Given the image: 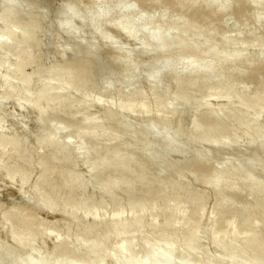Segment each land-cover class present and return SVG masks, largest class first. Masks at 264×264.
Segmentation results:
<instances>
[{
  "label": "bare ground",
  "instance_id": "bare-ground-1",
  "mask_svg": "<svg viewBox=\"0 0 264 264\" xmlns=\"http://www.w3.org/2000/svg\"><path fill=\"white\" fill-rule=\"evenodd\" d=\"M95 2L96 0H94V3ZM129 2H131V0H129ZM117 3V6H120V8L128 4L131 9L123 11L124 13L120 17V23L111 27L109 29L110 31L103 35V39L110 41L113 61L122 63L125 70H127L126 68L135 64L139 57L146 54L157 53L158 57L157 55L156 57L158 58L157 61L159 64L156 67L155 73L160 75L166 69L169 70V72H172L174 75L172 79L177 89L178 98L184 102L197 100L192 108L193 119L191 121V129L189 128L190 124L188 126L189 134L185 139L182 138V141L178 140L179 134L182 131V126L178 124L171 129L172 123L169 122V117L175 114L176 110L171 107L168 98L166 99L167 101L165 99L158 100L159 97L161 98L160 95L163 94H160L158 91H154L156 94H153L155 97V99L152 98L155 103V109L153 110H151L150 106L149 109L148 105L147 110L145 106V103L148 104L146 101L148 100V98H146L148 94L147 96L144 94L145 97L142 92L138 94L139 92H135L134 89L128 92L122 91L119 95L120 98L116 100L117 104L113 107L111 103H115V100L112 98L114 96L111 93L112 96L109 98L114 101H109L108 99L110 105L108 107L104 106L105 109L104 111L102 110L103 117L100 119V116L95 118L90 116V112H88L89 108L92 106H90V103L93 104L94 102H89L87 100L89 99L88 97L93 94L86 95V90V92L83 91L82 94H85L87 99L85 98L82 101L80 100L81 98H75V100L78 99L76 102L75 100L70 101L63 94H58V99L55 97L57 100L54 101L51 99L52 94L56 90H63L64 86L66 87L68 85L67 88H73V91L80 90V93L85 89L84 87L87 88L88 84L92 82V77L96 76L92 75L95 74L93 73V67L96 64L93 59H85L83 57L82 59H76L69 63V66L63 65L62 63V65L53 67L48 73H45L47 75H45L46 79L45 77L44 79L47 80V82L42 85V87L40 86L41 88H39V91L37 90L38 92L36 91V94L34 93L35 95H33L31 99H24L27 105L34 109L41 122H43L42 126L48 122L52 123V126H49L50 128L48 130L43 128L41 133L37 136V148L40 149L41 152L37 153L40 154V157H37L38 155L34 157L39 159V165L42 169L40 168L38 179L36 178L38 180L37 184L32 186L33 190L36 192V196H33V200L35 201V210L40 212L42 210L49 214L53 213L52 215L54 216V213H56L57 208L59 209L61 204L64 208L69 207L70 216L73 220H71V223H68V225H70L67 226L69 228L65 232L66 236L68 237L67 234H69V236L71 234L72 236V234L77 231L75 234H78L79 237L81 236V239H78L77 243H74V247L69 245V241L68 243L57 240L59 242L56 241L57 243L54 245L55 262L46 260L39 252V255L33 252L35 254H31L32 257H29V261L25 262L24 258V262H22L23 257L21 258V255L18 256L16 254L29 246L34 247L33 243L31 245L28 242V239L25 240L21 238L23 237L22 234L25 230L28 231V229H30L29 231L31 232L33 226L36 227L35 225L39 217L36 218V216L31 213L29 215H23L21 213L19 218L21 220L18 221L19 229L16 228L17 231H14L9 226L12 225L11 223L14 221V214L7 212L5 214L3 213L4 216L2 215L3 219L1 220H4L9 226L6 225L8 227L6 229H8L7 231H9L10 237L12 241H14L16 247L14 251L11 249L6 255L15 257V261L12 264H78L79 261L77 262L75 259L78 255L73 256L72 252L76 249L78 250V247H83L86 257L91 258V260L89 262L82 261L83 263L79 264H201L198 257H196V259L198 258L199 262L196 261V259H194L196 262H193V256L195 254L192 256L189 255L195 248L198 250V245H195L194 248L193 245L195 243L197 244V241L208 233L210 241L213 242V246L215 245V250L221 254L223 261L228 259L226 262H230L231 264H240L243 262H248V264H264V258L262 260L264 246H262L263 244L261 245V242H256L257 240H255V238L253 239V236L250 235L253 230L255 231L257 222L261 224V226L262 223H264V178L262 176L263 179H261L256 174V169L259 166L264 170V159H260L259 157L260 154L264 153V0H133L132 3H126L125 0H117ZM137 6L141 11H139V14L136 16L135 10ZM68 9L69 18L65 22V28L68 31H73L74 20L81 19V15L76 5H70ZM115 9L116 8L108 9L106 14L96 13L95 17L90 22L94 30H99L105 23V19L110 16ZM16 14L17 12H12L9 17ZM130 19H134V22L130 23ZM24 20L26 19H23V21ZM228 21H230V23L232 22L231 27L228 26L230 24ZM1 22L3 21L1 20ZM18 24L19 23H17V29L21 28ZM21 24L24 26L22 20ZM38 29L37 22L35 21L30 25V32L23 36H18L17 32L11 28L0 39V47L4 40H8L10 43H13V47L16 50L22 43L32 40L38 32ZM111 32H114L116 36L111 37ZM122 37L126 39L142 38L143 42L138 45L136 51L128 50L125 44L119 41ZM254 50L256 51L255 54H253L255 52ZM17 51H20V49ZM252 51L254 52L252 53ZM25 54L26 53H24V55ZM134 54H136V57H133ZM30 57L32 58V56ZM30 57L25 55L24 59L21 58L20 61L16 62L14 66L18 72L23 70L27 65L32 64ZM39 60H42V58ZM41 65L43 64L41 63ZM41 65L39 63L35 64L36 67H34L36 69L34 73L31 72L32 76H40L43 79L41 76V74H43ZM31 73H29L28 76L23 77L22 74L19 76L23 78L20 80L24 85L22 91L24 93H29L32 89L31 81L33 82L34 80L30 78ZM19 77H17V79ZM25 77H29L30 79ZM4 78H2L3 83L8 85V87L7 91L4 90L5 93L3 95L9 98L8 95L10 92L11 94L14 92L10 90L15 86L11 84V79L6 78V80ZM36 79H38V77ZM44 79L42 81H45ZM56 81L58 85L54 86L53 82ZM90 84V86H92V83ZM92 87L88 89L90 93ZM97 92L99 93V91ZM151 92L149 91V93ZM107 95L108 94H106V96ZM150 95L152 96V94ZM219 95L221 99V95H223L224 98L227 97L226 100L229 99L228 102H232L235 99L237 105L234 104V101L232 105L234 104L236 107H232L230 103L227 102L230 105L229 107H226L228 105L224 104V107L222 105V107L218 106L219 108H217L216 106V108H214L208 106L207 104L209 103L205 102L206 99H211L210 97H217L220 99ZM97 96L99 97L101 95H96L94 99H97ZM116 96L118 95L116 94ZM101 99L104 98L102 97ZM101 99H97L99 100L98 103L102 101ZM59 114H61V116H59V121L55 120L54 117L56 118ZM135 114L143 116L154 115L152 116L155 117L153 118V122L149 124L150 130L156 128V117H160L161 120L163 119V122L168 127L167 129L169 130L162 132L161 137L162 153H164V155L161 156V160L163 161H157L154 159L155 156L150 158L155 152L152 151L153 153L149 155V144H140L141 147L137 145L140 147V149L137 147L139 151L142 149L149 155V158H145V160L140 155L143 161H141L142 159L140 157L139 160L133 159L135 155H132L131 152L136 148L132 147L134 144L130 145L132 150L128 146L127 148L125 146L123 147L129 140L125 139L126 142L123 141L124 144L121 141L123 145L120 144V142L118 143V141L117 143L119 145L116 144V140H123L118 139L121 138L119 136L122 133L127 134V136L130 134L128 137H139L137 136L138 128L136 129L134 126L140 123L137 124V122H135L136 125H134L135 123L133 122L131 125L130 121H127L128 118L126 119L127 116ZM78 115H81V118H79ZM67 119L69 120L67 121ZM181 119L179 121H181ZM54 121L56 124L53 125ZM104 121H108L110 125L108 123V125L105 126L103 123ZM67 123H69L72 128ZM183 127H185V125ZM61 128H67V130L73 129L70 131L72 132V136L81 143L79 145H73L75 143L71 144L68 143L69 141H61V136L59 135ZM238 128H241V132L243 133L239 132L240 130H238ZM158 131L160 130L158 129ZM70 132L68 133L69 135H71ZM240 133L248 137L252 143L256 144L251 148L253 156L249 162L241 163L239 160H222V157H220L221 160L217 158L220 161L207 159L209 158L208 156H212V154L208 155L204 153V150L207 151V149L202 150L204 146L207 145L210 147L209 153L217 152L221 147L235 144L237 143L236 141H241L239 140L242 137ZM2 135L0 134V137ZM67 137L68 138L65 140L71 139L70 136ZM0 139V141H2L0 144V153L7 150L8 147V149L15 150L16 152L22 145L26 146L22 143L23 141L21 142L18 138L10 139V141H7L8 143L5 141L4 135ZM75 139L73 140L76 141ZM139 139L141 140L140 137ZM139 139L136 140L138 141ZM244 139L247 140V138ZM247 143H249V140ZM193 144L199 146V151L196 154L193 152L195 154L193 155L194 158L190 157L194 159V162L191 163V159L189 160L190 163L184 162L187 158L182 162V159L180 162L178 160L176 161L174 156L178 154L184 157L186 149L193 146ZM30 146L32 147V145ZM196 146L194 147L195 149ZM31 149L32 148H30V150H25L26 153L24 152L23 156L19 157V160L16 158L14 165H16L18 161L20 162V165H16L19 172L16 173V169L12 168L15 171L12 182L15 181V177L17 176L20 178L23 185L26 183L27 171L23 168V165L26 166L31 163V151H34V149ZM21 151H17L18 154L21 153ZM37 152H39V150H37ZM33 153L35 154L36 150ZM156 153L158 154V152ZM156 153L155 155L157 156ZM186 154L185 157L188 155ZM144 155L143 153L142 156L145 157ZM189 155L192 156V152L190 153L189 151ZM225 155L223 156L225 157ZM158 157L160 158V155L157 156V159H159ZM212 157L214 158V156ZM232 157L236 158L235 156ZM78 160H81L83 165L87 168L89 177L86 176L87 178H85V175L82 176L78 174L75 167L77 165L76 163L79 165V162H81H76ZM155 160L157 163H161V166L159 165V167H162L160 171H157L159 170L157 166L155 167L158 169L152 167L153 161ZM36 161L38 162V160ZM36 161L34 163H36ZM2 164L3 162L0 160V167H2ZM16 166L14 167L16 168ZM9 167L7 166L8 169ZM154 168L156 169L155 171ZM186 172L189 173V176L186 178H193L194 176L195 179H198V182L194 181V183L202 184V182H204L206 187L210 184V189L212 188L211 185L213 186L212 193L214 192L215 194V196L214 194L213 196L216 202L213 215L210 211V216L212 215L213 217L211 216L210 219L208 218L209 227L207 233L205 230H201L200 223L202 222L201 219L208 193L206 191L203 192V190H201L202 192H198L193 189L192 187L196 185L192 186L190 184L192 187L188 186L189 184L185 185L186 180L184 176L187 175ZM31 173L33 174V172ZM183 179L185 181L184 184ZM199 180H202V182L200 183ZM191 181H193V179ZM19 186L21 185L19 184ZM210 194L208 196H211ZM93 200L96 201V206L95 208L93 207V210L88 211L86 209L87 205ZM108 204L115 207L117 211L121 210L122 214L119 213L120 211H116L117 214H119L114 217L113 225L109 228V231L106 229L107 234L104 233L106 237L104 239L102 237V241H100L101 239L97 241L93 237L92 241H90V238V240L86 241L89 243L87 246L83 245L87 235L90 236L91 233L101 231L106 226L107 222L104 217L105 215L103 216V210L101 209L104 208L105 210V206ZM164 204H166V207H164L162 213L167 211V214L165 213L167 216H164V220L161 221L156 215H160V213L155 214V212L160 208L162 210ZM182 205L187 206V213L184 218L181 219V222L176 223L175 220H179L177 216L181 213ZM112 206L110 208H112ZM212 206L213 205H211V207ZM59 211L57 210L58 213ZM124 211H128L131 215L136 214L138 219L135 221L125 220L123 218ZM65 212H67L66 209ZM79 212L84 213L85 218L90 216L92 221L86 222L83 217L78 216ZM149 212L152 216L151 220L149 219L148 226L150 232L147 233L149 235L143 243L142 239V244L140 243L139 246L141 247L140 249H142V253L143 251L145 252V255L137 259L134 254V250L138 246V244H136L137 240L130 238L132 236L129 237L128 232H130L129 230H131V228H133V232L136 233L144 228L146 223L144 219H146L145 216L147 214L149 215ZM227 214L231 216L233 214L232 220L228 226V238L225 241L217 242L210 236V233L211 231L220 230L226 225L222 224V220L225 219H223V216ZM52 215L49 216L51 217ZM254 215L256 217L258 215L260 220L257 221V218L255 221V219H253ZM221 218L222 220H220ZM68 221H70V219ZM227 221L228 220H226V222ZM261 221L262 223H259ZM226 222L224 221V223ZM14 224L15 223H13V225ZM188 224L192 225L193 230H191L187 238L185 237V241H183V238V242H181L182 245L179 246L180 242L175 240L176 238H180V236H178V231L184 227H188ZM163 225L164 227H161ZM238 225L243 227L245 225L244 228L247 227V230L251 232L246 234L243 233V235L238 237L234 236ZM161 228L165 229L164 235H162L163 230H161L162 233L159 232V235H162L164 238V243H157V241L155 242V240H153V236L155 235L156 237V233H158ZM142 231H144V229H142ZM32 234L37 235L36 231L35 233L32 231ZM29 235H31V233ZM36 235H34V237ZM117 235H124L125 237L127 235L128 237L125 239L123 236L124 241L121 242L120 245H116L117 247L115 246V248L112 247L113 249H103L104 251H101V247H106L104 245L106 241H108L110 237L114 238ZM29 237L32 238L33 235ZM263 237L261 238L264 239ZM257 238L258 240L261 239L259 237ZM133 240H136V242ZM29 241L31 242V239ZM172 241H174V243ZM8 242L10 243V241ZM200 245H202V243ZM36 248H38V246H36ZM199 249L201 248L199 247ZM138 251L140 252L139 249ZM54 252L52 253L51 249L50 253L54 254ZM247 254H253V256H250V258H252H249L250 261L246 260L248 259L246 257L249 256H247ZM31 255L28 254L27 256ZM67 255L73 256V261L71 259L72 257L70 258L71 261L69 257L67 259ZM50 256L54 255H49V257ZM83 256L81 255L80 257L82 258ZM74 259L77 263L74 262ZM209 262L211 261H209L208 257V263ZM202 263L206 264V261Z\"/></svg>",
  "mask_w": 264,
  "mask_h": 264
},
{
  "label": "rangeland",
  "instance_id": "rangeland-1",
  "mask_svg": "<svg viewBox=\"0 0 264 264\" xmlns=\"http://www.w3.org/2000/svg\"><path fill=\"white\" fill-rule=\"evenodd\" d=\"M11 1H12V3H11ZM132 1L133 0H131V2H129V0H125L126 3H132ZM70 5H76V7L79 10L80 15H81V19H75L77 21L74 20V28H73L74 30L73 31H68L65 28V22L69 18L68 6H70ZM117 5H118L117 0H96L95 3H94V0H92V1L91 0H0V39L11 28H13L17 32L18 36H21V35L23 36V35L28 34L30 32V25L34 21L37 22V25H38V28H39L38 32L36 33L35 37L32 40L22 43L21 45H19L20 47H18L16 50L13 47V43L12 42L10 43V41H8V40H4L3 43L1 44V47H0V64H1V66H0V125H1L0 126V130H1L0 132L1 133L0 134L4 135V138H5L6 142L10 141V139L18 138V139H20L21 142L23 141L22 143H24L26 145V146L22 145L19 149L16 150V152H15V150L8 149L9 148L8 147L7 150H5V151L0 153V157H1L0 160L3 162L2 167H0V264H2V263L3 264H12L15 261V259H14L15 257H11L12 255L11 256H9V255L7 256L6 255L7 252H9L11 249L14 251L15 247H16L14 241H12V239L10 237L9 231H7L8 229H6V228H8L10 226L11 229H13L14 231H17L16 228H18V226H19L18 221L21 220V219H19L20 216H21V213L23 215L24 214H28L29 215L31 213V214L35 215L36 218L39 217L37 219V222H36V225H35L36 227L33 226V230L31 229L33 231V233H35V231H36L37 235L36 234H32V231L31 232L29 231L30 229H28L29 232L27 230H25L28 233L24 231V233L22 234L23 237H21V238L25 239V240L28 239V242L31 245L33 243V246H34V247H30L29 246V247H27L24 250L22 249L21 251L18 250V251H20V252L17 251L18 254L15 253L18 256L21 255L20 256L21 258L23 257L22 258L23 259L22 262H24V258H25V262L29 261V259L32 257V255L35 254V253H38V252L40 253L41 256L46 258V260L55 262L54 259H55L56 256H55V252H54L55 251L54 250V245H55V243L59 242L57 240H61L63 242H68L69 241L70 242V243L68 242L69 245L74 247V243L75 242L77 243L78 239H81L80 238L81 236L79 237L78 234H75V232H77V231H75V232L73 231L74 234H72V236L70 234L71 237L69 236V234H67L68 237L66 236L65 232L69 228L67 226L70 225V224L68 225V223L69 222L71 223V220H73V218L70 216L69 207H65L64 208V207H62V204H61L59 206V209L57 208L58 211L60 210L59 213L56 210L57 214L54 213L55 214V216H54V215H52L53 213L49 214V213L44 212L42 210H41V212L38 211V210H35L36 206H35V201L33 200L34 199L33 196L34 197L36 196L35 195L36 192L33 190L32 186L37 184L38 174L40 173L39 170L42 169L40 167V165H39V159L34 157V156H37V155H38L37 157H40L39 156L40 154H37V153L41 152L40 149L37 148L38 147V145H37L38 137L37 136L39 135V133H41V130L43 128L48 130L52 126V123L48 122L47 124L45 123L44 126H42L43 122H41V120L38 118V115L35 113L34 109L29 107V105H27V103L24 101V99H31L33 97V95L36 94V91L37 90L39 91V88H41L42 85H44L47 82V80H45L46 79L45 75H47V74H45V73L46 72L48 73V71H50L53 67H55L57 65H62V63H63V65H68L69 63L73 62L74 60L82 59L83 57L85 59L86 58L87 59H93V61H95V64H96L93 67L94 68L93 69V73H95V74H92L93 76L94 75H96V76L92 77V80H91L92 82H90V83H92L93 87L90 86L91 84L89 83L87 88L84 87L85 89L83 88L84 90H82L81 93H80V90H77V91H79V92H77V91H73L72 90L73 88H67L68 85L66 87L64 86L63 90H61V91L60 90H58V91L56 90L52 94L51 99H53L54 101L58 99L60 94L65 95V97L67 99H69L70 101L75 100V98H78V99L81 98L80 100L82 101L83 99L86 98L85 96L87 94L88 95L93 94V95L90 96L93 99L90 98V97H88L89 99L86 98L89 102H91V101L94 102L93 104L90 103V106L91 105L92 106H91V108H89L88 112H90L89 114L92 117H95V118L97 117L98 118L100 116L99 117V119H100V118L103 117L102 110L104 111L105 107H108L110 105L109 101L113 100V99L109 98L110 96H112V94L114 96L112 98H114L115 103H113V102H112L113 104L111 102L110 103H111V105H113V107H115V105L117 104L116 100H118L120 98L119 95H120V93L122 91L128 92L129 90L134 89L135 92H139L138 94H141V92H142L143 95L145 94L146 96L148 94V97H146L144 95L146 98H148V100H146L148 102V104L145 103L146 104L145 106H146V109H147V105H148V108L150 106L151 110H153V109H155V105H154L155 103L153 101V99H155V97L153 96V94L154 95L156 94L154 91H158L160 94H162V93L163 94L160 95L161 98L159 97V99L158 98L157 99L158 100H162V99L166 100L168 98L171 107H173L176 110L175 114H173L172 116L169 117V122L172 123L171 129H173L174 126H176L178 124H180L182 127L185 125V127H183V128L181 127L182 131L179 134L178 140L182 141V138L185 139V137L189 134L188 133L189 132V128L191 127V123H192L191 121L193 119V117H192L193 116L192 108L194 107L193 105H194V103L197 102V100H192V102H184V101H181L178 98L177 89H176L175 83L173 82V79H172V77L174 75H173L172 72H169V70L166 69L160 75H157L155 73L156 67L159 64L158 61H157V59H158L157 58L158 57L157 53L146 54V55H143V56L139 57L135 64H133L131 67L126 68L127 70H125V67H124V65H122V63L113 61V59H112V49L110 48V41L107 40V39L106 40L103 39L104 38L103 35H104V33L109 32L110 31L109 29L111 27L115 26L117 23H120V17L124 13L123 11L131 9V7L128 4H126L123 8H120V6H117ZM112 8H116V9L110 14V16H108L105 19V23L99 28V30H97V31L94 30V28L91 26L90 22L95 17L96 13L106 14V11L108 9H112ZM135 11H136L135 15L137 16L139 14V11H141V9H139L138 6H137ZM12 12H15V13L17 12V14L16 15H12V16L9 17V15ZM36 12H38V13H36ZM23 19H26V20L23 21ZM1 20L3 22H1ZM21 20H22V23H23L24 26H22ZM230 21H232V20H230ZM230 21H228V22L230 23ZM129 22L133 23L134 19H130ZM232 22L230 24L228 23L229 27L232 26ZM17 23L20 24V25L18 24V26H20L21 28H19V29L16 28L17 27ZM14 25H16V26H14ZM9 26H10V28H9ZM111 33H112V34H110L111 37H115L116 36L114 32H111ZM119 41L121 43H124L128 50L136 51V49L138 48V45L143 42V39L142 38H140V39L139 38H137V39H126V38L122 37ZM21 48L24 49V50H22ZM19 49H20V51L21 50L22 51L21 52L17 51ZM30 50H32V51H30ZM254 51H252V53ZM24 53H26L25 54L26 56H29V57L32 56V58L30 57L32 64L27 65L23 70L18 72V70L16 69V67L14 65L16 64V62L20 61L21 58L24 59V56H25ZM59 53H61V54H59ZM255 53H256V51L253 54H255ZM156 55H157V57H156ZM127 56H128V54H127ZM133 57H136V54H134ZM40 58H42V60H39ZM122 59H124V58H122ZM5 63H7V64H5ZM37 63H39L40 65H41V63L43 64V65H41L42 73H43V74H41V76L43 77V79L45 77V79H44L45 81H42L43 79L40 76H37L38 79H36L37 78L36 76H34V75H33L34 77L32 76L31 72L34 73V71L36 69L35 67L37 66V65L35 66V64H37ZM32 67H34V68H32ZM29 73H31L30 74L31 77L30 76L29 77L32 80H34L33 82L31 81L33 86L31 85L32 89H31V91L29 93H24V92H22L23 88H24L23 87L24 85H23V83H21L22 81L20 80V79H23V78H21L22 76L21 77H19V76L21 74L23 75V77L24 76H28ZM166 73H168V74H166ZM16 76L19 77V78L17 79ZM29 77H25V78H29ZM2 78L11 79V81H12L11 84L13 86H15V87H13L10 90V91H12V92L14 91V92H13V94H11V92H10L11 95L10 94L8 95L9 98H7V97H5L3 95L5 93V91H7L8 85H5L3 83ZM94 80H95L96 83L94 82ZM53 85L57 86L58 82L57 81L53 82ZM91 87H92V90H91V93H90V90H88V89H91ZM93 88H96V89H93ZM14 89H16V90H14ZM85 90L87 91V93H85L86 95L82 94L83 91H85ZM94 90H95V92H94ZM97 91H99V93ZM149 91L150 92L152 91V92L149 93ZM95 93H97V94H95ZM106 94H108V95L106 96ZM116 94L118 96H116ZM150 94H152V96ZM164 94H166L167 96L164 95ZM80 95H83V96H80ZM96 95H101L104 99H101L102 98L101 96H99V97L97 96V99H99V100L101 99L102 100V101H100L98 103L99 100L94 99V97ZM221 96H222V99H221V97L219 95L220 99L217 98V97H213V98L210 97L211 99H206L205 102L210 104V105L207 104L208 106H210V107L212 106L214 108H216V106H217V108L222 107V105L224 107V104L228 105L226 107H229L230 105L233 107L234 104L237 105V102L235 101V99L233 100L235 103L232 101L234 103L232 105V102H228L229 99L226 100L227 97L224 98L223 95H221ZM214 98H216L218 100H216ZM78 99H76V100H78ZM108 99H109V101H108ZM224 99H225V101H224ZM76 100H75V102H76ZM104 100H105V102H104ZM77 102H80V101H77ZM227 102L230 103V105ZM234 107H236V106H234ZM88 112H87V115L89 116ZM59 116H61V114H59L56 118L54 117V119L59 121V118H60ZM152 116H154V115H150V116H145L144 115L143 116V115L135 114V115H132V116H127L126 119L128 118L127 121H130V124L133 123V122L134 123L137 122V124L140 123L139 125H136V123L134 124L137 127L134 126V125L133 126L136 129L138 128L137 129V133H138L137 136H139L141 138V140L139 139V137L138 138L136 136L128 137V136H130V134L127 136V134L122 133L119 136L121 138H118V139H123V140H116L115 141L116 144H118L119 142H120V144H122L121 141L122 142L123 141L126 142L125 139L129 140V142H130V143L128 142L129 144L126 143L125 145H123L124 142L122 144L123 147L125 146L126 148H127V146L129 148H131L130 145L134 144L132 147L133 148L136 147V148H135V150H133L131 152L132 155H135V156H133L134 160H136V159L139 160L140 155L145 160V158H147V159L149 158V155H151V153L158 152V154L157 153L156 154H157V156L160 155V158L158 157L159 159H157V156L155 155V153H154V155L152 154V156L150 158H153L155 156L156 158L154 157V159H156L157 161L158 160H159V162L163 161V160H161V156L164 155V153H162L163 149H162L161 137H162V132L167 131L169 129H167L168 127L163 122V119L161 120L160 117H156V119H155L156 128L154 130H150L149 129V124H151L153 122V118H155V117H152ZM78 117L81 118V115H78ZM180 119H181V121H179ZM68 120L69 119H67V121ZM69 123H67V124L69 125ZM103 123L106 126V125H108L109 122L108 121L107 122L104 121ZM3 124H5V125H3ZM54 124H56L55 121H54L53 125ZM189 124H190V126H189ZM109 125H110V123H109ZM188 126H189V128H188ZM158 129L160 131H158ZM72 130L71 129L67 130V128H61L60 132H59V135L61 136L60 137L61 141H64V142H68L69 141L68 143H71V144L75 143L73 145H79L81 142L79 140L75 139L72 136V132H70ZM238 130H240L239 132L242 131L241 128L240 129L238 128ZM69 132H70L71 135L68 134ZM139 133H141V134H139ZM241 133H243V132H241ZM61 134H63V135H61ZM3 135L1 137H3ZM67 136H70L71 139L65 140V139L68 138ZM241 136L244 137V138H247V140L241 137V139H239V140L242 141V142L239 141L240 144H239L238 141H236L237 143L221 147V149H219V151L214 152V153H211V152L209 153L210 147L207 146V145L204 146L202 148V150L207 149L208 153H207L206 150H204V153H206L208 155L212 154V156H214V158L212 156H210V155L208 156L209 158H207V157L206 158L207 159H211L213 161H217V160L220 159V157H222L223 158L222 160H228V159L234 160V161H238L239 160V161H241V163H247V162L250 161V159L253 156L251 148H252V146H255L256 144L252 143L251 140L248 137H246V136H244L242 134H241ZM133 138H135V139H133ZM73 139H75L76 141H74ZM136 139H139L140 141L139 140L137 141ZM248 140H249V143H247ZM117 141H118V143H117ZM243 141H245V142H243ZM1 142L2 141H0V144H1ZM140 144L141 145L149 144V150H150L148 152L149 155H148V153H145L141 149L143 151V153L145 154L144 155L145 157L142 156V154H143L142 151L141 150L139 151V149L141 147ZM30 145H32V147ZM137 145H139L140 147L137 146ZM196 145L197 144H195V145L193 144V146H190V147H188L186 149L185 154L186 153L188 154V155L186 154L187 157H185V154H184V157L182 155H178V154L175 155L176 157L174 156V158L176 159V161L178 160L180 162V160L182 159L181 160V162H182L183 160H185L187 158L184 162L190 163V161H189L190 159L192 160L191 163L194 162L193 155H195L199 151L198 150L199 146H196ZM195 146H196V149L194 148ZM30 148L34 149V151L36 150V153H35L36 155L33 153L34 151H31L32 152L31 153L32 154L31 163L26 165V166L21 163L24 166L23 168H25V170L27 171L26 178L29 181L26 180L27 184L25 183L23 185L21 183V181H20V178L16 176L15 177L16 178L15 181L12 182V180L14 179V176H15V171L13 169H16V173L19 172V170H17V166L16 165H20V162L18 161L19 163L17 162L16 165H14V163L16 162V158H17V160H19V157H22L24 152L26 153L25 150H30ZM37 150H39V152H37ZM131 150H132V148H131ZM9 151H12V152H9ZM17 151L18 152L21 151V153L18 154ZM189 151H190V153L192 152V156H190L191 154L189 155ZM14 152H15V154H14ZM193 152H195V154ZM240 152H242V153H240ZM225 154L226 155H230V156H226ZM223 155H225V157ZM232 156H235L236 158H234ZM190 157H193V158H190ZM210 157H212V158H210ZM259 157H260V159H264V153L260 154ZM217 158H219V159H217ZM143 159L141 161H143ZM4 160H6V161H4ZM34 160L35 161L38 160V162L36 161V163H34L35 162ZM156 160L153 161L154 163H153L152 167L157 166L159 168V170H157V171H160L161 170L160 168H162V167H159V165L161 166V163L158 162L159 163L158 164ZM79 161H81V160H78L76 162H79ZM4 162H5V165H4ZM35 164H38L39 166L35 165ZM76 164L77 165L75 167H76V170L78 171V174H80L82 176L85 175L84 176L85 178L89 177V172H88L87 168L83 165V162L82 161L79 162V165H78V163H76ZM7 166L8 167L10 166L9 169L7 168ZM14 166H16V168ZM35 166H38V167H35ZM81 167H82V169H81ZM157 167H155V168L158 169ZM155 168H154V171L156 170ZM32 169H34V170H32ZM256 170H257L256 171L257 176L260 177L261 179H263L264 178V170L260 166ZM10 171H12V172H10ZM31 172H33V174ZM186 174L187 175L184 176V178L186 180V184L185 185H187V184H189L188 186L196 185V186H193V187L191 186V187L193 189L197 190L198 192H202L201 190H203V192L206 191L208 193V194L206 193L207 194V199L205 201L204 212H203V215L205 217L202 215V219H201L202 222L200 223L201 224V226H200L201 230L203 229L207 233L208 232V227H209L208 218L210 219L211 216L213 215V209H214V205H215V202H216V199L214 198L215 194H214V192L212 193L213 186L211 185V187H212L211 189L209 188L210 184H208L207 187H206L205 183L202 182V180L201 181L199 180V181H200V183L202 182V184L204 183L203 185L202 184H198V183H194V181L198 182V179L196 178L197 179L196 180L194 178V176H193V178L192 177L191 178L190 177L186 178L187 176H189V173L186 172ZM190 175H191V173H190ZM262 176H263V178H262ZM187 179H188V181H187ZM190 179L191 180L193 179V181H191ZM1 180H2V182H1ZM189 182H191V183H189ZM184 183H185V181L183 179V184ZM6 184H7V186H6ZM19 184L21 186H19ZM200 186H201V188H200ZM197 187H198V189H197ZM207 188H208V190H207ZM209 190H211V191H209ZM209 194L211 196H208ZM213 194H214V196H213ZM32 200H33V202H32ZM108 205H109V207H108ZM108 205L105 206V210H104V208L101 209V210H103L102 211L103 216L105 215L104 217H105L106 222H107L106 226L101 231H97V232L91 233L90 234L91 237L89 235H87V237L84 239L85 242L83 243V245L87 246V244H89V243H87L86 241L90 240V239H91L90 241H92L93 237L97 241L100 240V239H101L100 241H102V237H103V239L106 237L104 235L107 234V230L109 231V228L113 225L114 217L116 215H118L119 213H121V210H118L120 212L117 214L118 211L116 210V208L113 207L110 204H108ZM165 205L166 204H164V206L162 207V210L160 208L158 211L155 212V214L156 213H160V215L159 214H156V215H157V217H159V219L161 221L164 220V216L165 217L167 216L166 215L167 211L165 212L166 214L164 212L162 213L164 207H166ZM211 205H213V206L211 207ZM95 206H96V201L93 200V201H90V203L87 205L86 209L88 211H91V210H93V207L95 208ZM111 206H112V208H110ZM182 206H184V207H182ZM182 206H181V213L177 216L178 218L176 217L177 219H179L178 221L175 220L176 223L181 222V219H183L185 214L187 213V206H185V205H182ZM65 209H66L67 212H65ZM210 211L212 213L211 216H210V214H211ZM7 212H10L11 214H14L13 216L15 218L13 219L14 221H12L13 223H15L14 225H13V223H11L12 225L8 226L4 222V220H1V219H3L2 215L4 216V214L7 213ZM124 212L125 213L123 214V218L125 220L135 221V220L138 219V216L136 214L131 215V214H129L128 211H124ZM49 215H52V216L50 217ZM78 216L83 217L84 220H86V222H91L92 221V218L90 216L85 218V215L82 212H79ZM225 216H223V219L225 218L224 220H222V218L220 220L223 221V223H222L223 225H225V224L226 225L223 226L220 230L211 231V233H210V236L214 240H216L217 242L225 241L228 238V235H227L228 234V226L230 224V221L232 220L231 218H232L233 214H232V216L230 214H227ZM145 217H146L147 220L144 219L145 220L144 222H146L144 228H142V229H144V231H142V229H141L140 231H137V233H136V232H133L134 230H132L133 228H131L132 231L129 230L130 232H128L129 237L132 236L130 238L137 240V242H136V240H133V241H135L136 244H138L136 249L138 248L141 253H142V249H140L141 247H139V246H140V243H141L142 239H143V241H142V243H143L146 240V238L148 237V235H149V234H147V233L150 232V228L148 227L149 226V219L151 220L152 216L150 215V212H149V215L147 214ZM254 217H256V216L254 215ZM254 217H253V219H255V221H256L257 218H258L257 221L260 220V217H258V215H257L256 218H254ZM69 219H70V221H68ZM226 220H228V221L226 222ZM224 221L226 223H224ZM160 223H163V222H160ZM259 223H262V221L259 222ZM256 224L257 225H255L256 226L255 227V231L253 230V232H251L250 230H247V227L244 228L245 225H244V227L238 225V228L240 227L239 228L240 230L236 227L237 229H236V232H235L234 236L238 237L240 235H243V233L246 234V233L251 232L252 234H250V235L253 236V239L255 238V240H257L256 242H261V245L263 244L262 246H264V239L261 238V237L264 236V223H262V226H261V224H258V222ZM71 226H72V224H71ZM161 227H164V225L161 226ZM72 230H73V226H72ZM105 230H106V232H105ZM161 230H163V233H162ZM164 230H165L164 228L163 229L161 228L160 231H158V233H156V237H155V235L153 236V240H155V242L157 241V243L158 242L159 243H164V240H163L164 238L162 236L165 233ZM186 230H187V232H186ZM191 230H193L192 229V225L188 224V227H184L180 231H178V236H180V238L178 236H176L179 239H177V238L176 239L174 238V239L177 242L178 241L180 242L179 246L182 245L181 242L185 241V237L187 238L190 235ZM246 231H248V232H246ZM159 232H161L162 235H159L160 234ZM30 233H31V235H29ZM41 233H43V234H41ZM104 233H106V234H104ZM24 234H26V235H24ZM32 235H33L32 238L29 237V236H32ZM34 235H36V236L34 237ZM25 236L28 237V238H26ZM123 236L124 235H122V236L121 235H117L114 238L110 237L108 239V241H106V244H104L106 247L103 246V248L101 247L102 250L101 249L100 250L101 251L110 250V248L113 249L112 247L115 248L116 245L117 246H118V244L120 245L121 242L124 241V238L126 239V237H128L126 235V237L124 236V238H123ZM205 236H207V237H205ZM205 236L203 235L202 238H200V240L197 241V244L195 243L193 245V248L195 247V245L196 246L198 245V250L195 248V250H197V251L192 250V252H191V254L189 256H192L193 254H195L193 256V262H196V261L199 262V259H200L201 264H203L202 262L205 263V261H206V264H209V263L210 264H223L225 260L223 261L221 254H219L215 250L216 249V248H214L215 245L213 246V242L210 241L208 233L205 234ZM257 237H259L261 239L258 240ZM42 238L45 239V240H43ZM183 238H184V240H183ZM30 239H31V242L29 241ZM8 241H10V243ZM172 242L174 243V241H172ZM201 243H202V245H200ZM36 246H38V248H36ZM199 247L201 249H199ZM107 248H109V249H107ZM51 249H52V253L54 252V254L50 253ZM138 249L136 251L134 250V254H135V257L137 259L139 257L142 258L145 255L144 251H143V253H142L143 255H142L138 251ZM199 250H202V251H199ZM33 252H35V253H33ZM73 252L75 253V255H74ZM73 252H72L73 256L78 255V256L75 257V259H76L77 262L79 261V263L89 262L91 260V258H87L86 257L85 252L83 250V247H78V250L76 249ZM135 252L137 253V255H136ZM39 253L37 255H39ZM202 253H203V255H202ZM28 254L29 255L32 254V255L31 256H27ZM49 255H54V256H50L49 257ZM68 255H69V253H68ZM68 255H67V259H68V257H69V259L72 257L71 259L73 261L74 257L73 256H68ZM70 255H71V252H70ZM79 255L80 256L84 255V256L81 258ZM247 256L248 257H246V258H248V259H246V260L250 261V259L252 258V257L250 258V256H253V254H247ZM78 257H80V258H78ZM196 257H198L199 259L198 258L196 259ZM208 257H209V261H211L209 263H208ZM263 258H264V255H262V260H263ZM71 259H70V261H71ZM75 259H74V262H76ZM194 259H196V261H194ZM201 259H202V261H201ZM189 260H190V257H189ZM203 260H205V261H203ZM191 261H192V257H191ZM226 261H228V259H226ZM226 261H225L224 264H229L230 263V262L227 263ZM240 264H248V262L247 263L243 262V263H240Z\"/></svg>",
  "mask_w": 264,
  "mask_h": 264
}]
</instances>
